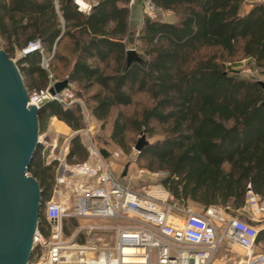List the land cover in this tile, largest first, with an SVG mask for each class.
I'll use <instances>...</instances> for the list:
<instances>
[{"label": "trees", "instance_id": "trees-1", "mask_svg": "<svg viewBox=\"0 0 264 264\" xmlns=\"http://www.w3.org/2000/svg\"><path fill=\"white\" fill-rule=\"evenodd\" d=\"M151 1L156 16L142 14L132 23L130 8H142L143 0L131 5L130 0H96L87 12L73 0H0V39L10 57L39 41V48L16 60L28 91L70 75L74 98L102 124L93 139L103 158L110 156L106 145L112 142L129 153L131 136L143 132L157 138L135 162L164 171L161 183L173 200L235 209L249 189L264 201V92L258 80L240 74L238 63L245 58L264 67V2H251L245 10L243 0ZM159 9L172 11L174 20L163 21ZM136 40L142 61L126 65V50ZM52 117L73 130L85 126L77 102L46 100L38 109L44 141L28 173L39 183L43 207L58 166L56 160L46 162ZM86 159L76 134L65 160ZM78 219H63L67 235ZM38 230L49 237L45 207ZM77 240L85 236L78 234ZM261 242L264 229L256 237V244ZM37 254L34 247L30 262Z\"/></svg>", "mask_w": 264, "mask_h": 264}, {"label": "built area", "instance_id": "built-area-1", "mask_svg": "<svg viewBox=\"0 0 264 264\" xmlns=\"http://www.w3.org/2000/svg\"><path fill=\"white\" fill-rule=\"evenodd\" d=\"M81 1L73 0L78 10L89 11L91 3ZM142 8L147 16H156L157 9L151 0H143ZM39 47L38 40L31 41L21 54ZM42 64L46 67L47 60ZM54 82L28 91V103L38 108L46 100L66 106L73 102L82 104L74 98L69 84L60 92L51 93L49 89ZM82 131L71 130L58 149L56 134L46 155L47 163L56 160L58 166L53 195L45 205L49 237L45 239L38 229L34 236V247L40 244L45 248L37 264H214L219 255L218 264H264V253L254 251L257 227L218 206L210 205L196 212L177 202H168L166 191L160 190L154 195L121 183L114 166L122 150L114 149L109 157L103 158L89 130L83 143L87 159L68 164L65 157L69 139ZM43 139L44 134H40L39 142ZM59 184L66 185V194L58 188ZM245 202V211L250 214L264 213V201L249 189ZM65 217H102L122 222L80 225L69 236H64ZM97 231H111L112 239L105 242L102 238L94 240L88 236ZM80 232L87 235L84 241L77 240ZM230 244L238 245L242 252L233 251Z\"/></svg>", "mask_w": 264, "mask_h": 264}, {"label": "water", "instance_id": "water-1", "mask_svg": "<svg viewBox=\"0 0 264 264\" xmlns=\"http://www.w3.org/2000/svg\"><path fill=\"white\" fill-rule=\"evenodd\" d=\"M131 61H142L134 48L126 50V65ZM69 79L55 81L49 91L60 92ZM258 82L264 92V81ZM28 101L16 61L0 46V264L30 263L42 206L39 183L28 173L39 143V108ZM148 143L141 132L134 148L139 152Z\"/></svg>", "mask_w": 264, "mask_h": 264}, {"label": "rangeland", "instance_id": "rangeland-1", "mask_svg": "<svg viewBox=\"0 0 264 264\" xmlns=\"http://www.w3.org/2000/svg\"><path fill=\"white\" fill-rule=\"evenodd\" d=\"M85 1H87V0H85ZM243 1L246 4H249V2H251V1L256 2L257 0H243ZM142 14H145L143 8H141L139 16L142 17ZM139 29H140V26H137L136 30L134 32L135 37H137V35L139 34L138 33ZM138 45H139V42L136 40L135 43H132V45H129V48H134L135 50L138 51V49H137ZM0 46L2 48H3V46H5L4 41L1 39H0ZM20 55H21V51H14V55H12L11 58L16 61ZM44 60H47V64H48V58H45ZM238 63L240 64L239 70H240L241 75L246 76V77H252L256 80L264 81V67L255 68L252 65L253 63H249L248 60L245 58L239 60ZM69 87H70V83H69ZM73 87H74V84H73ZM78 100H80V99H78ZM79 106L81 107L82 113L85 114V116H86V118H85L83 115V120H84L85 126L82 128L83 131L79 133L80 137H82L84 139L83 141H85L86 132L89 130V132L92 134L93 138L95 137V139H96L97 138L96 135H97V132L99 131V129L100 130L103 129L101 122L95 121L92 118L91 119L88 118V116H87L88 114L86 113L83 104H79ZM54 121H55L54 117H52L49 121L48 129H47V133L49 135L48 143H50L49 149H50L51 144L53 143V141L55 139L56 134H57V139H56L57 146H56V148L58 149V147L65 141V139L68 138V134L70 133V131L73 130L71 128H68V129H65L63 132L58 131V130L53 131V127H54L53 122ZM40 134L41 133L39 132V135ZM139 136H140V133H138L137 135L131 136L132 140H131V148H130L129 153H125L122 148L113 144V142L106 145V148L109 149L110 151L114 150L115 148H120L124 153L121 156V159L119 160L118 167L114 166L115 174L117 175L118 180L130 188H133V189L141 191V192L147 191V192H150L154 195H158L160 190H162V192L166 191L168 193V197H167L168 202H177L178 204L183 205L184 207H189L193 211H196V212L201 211V206L195 202L190 201V200L187 201L185 204L179 203L178 201L173 200L170 193L166 190V188L161 183V179L165 176L164 171H159V170L151 171L145 167H141L138 164H136L135 159H136L137 153L134 151L133 147H134V144H135V142ZM155 138H157V137H153V138L147 137L149 142L153 141ZM43 141H44V139H43ZM49 149H48V152H49ZM127 161H130V164H129L128 169H127V173L125 176H121V173H122L124 166L127 163ZM141 169H145L147 171L141 172L140 171ZM58 188L61 189L63 194H66L65 192H66L67 188H66L65 184H61V185L59 184ZM52 195H53V191H52ZM69 203H70V205H72L71 201H69ZM44 207L41 206L40 213L42 211H44ZM232 214L238 216L239 218H241L242 220H244L250 224H253L259 230L264 229V213L252 215L249 212L244 210V211H240V213H232ZM78 222H79L78 226H80V225H85V224H93V225L120 224L122 221H120L118 219H110V218H102V217H96V218L95 217L94 218L93 217H79ZM74 230L75 229H73L71 231V233ZM63 234H64V236H69L64 231H63ZM79 234L84 235L85 238L87 236L84 232H80ZM111 235H112L111 231H97V232H91L88 234V236L91 237V239L99 240L98 238H102L101 240H103L105 242L110 241L112 239ZM45 239H47V238L45 237ZM229 246H231L233 251H235L237 253L242 252L241 247H239L236 244H230ZM35 247L38 248V254H37L36 261L34 259L29 264H37L38 259L40 258V256L45 251V248L40 246V244L38 246H35ZM254 251L264 253V244L262 242L260 244H256L254 247ZM219 259H220V255L218 257H216V259L214 260V264H218Z\"/></svg>", "mask_w": 264, "mask_h": 264}, {"label": "crops", "instance_id": "crops-1", "mask_svg": "<svg viewBox=\"0 0 264 264\" xmlns=\"http://www.w3.org/2000/svg\"><path fill=\"white\" fill-rule=\"evenodd\" d=\"M85 2H88V3H93V2H96V0H87V1H85ZM252 2V1H251ZM251 2H249V3H251ZM130 4V3H129ZM132 4V3H131ZM130 4V5H131ZM249 8V4H244V9L245 10H247ZM160 10V9H159ZM140 11H141V7H139V6H132L131 8H130V14H129V20H130V22H135V20L139 17V15H140ZM159 12H161V15L163 16V18H162V20L163 21H173L174 19H173V13H172V11H159ZM88 116V118H92V119H94L95 121H98V120H96L93 116H91V115H87ZM54 122H53V124H54V127H53V131L54 130H58V131H61V132H63L65 129H68L69 127L66 125V124H64V123H62V122H60L56 117H54ZM65 128V129H64ZM91 134V133H90ZM92 135V134H91ZM81 140H82V142L84 143V139L81 137ZM115 149H120V148H115ZM123 152V151H122ZM124 154V153H123ZM122 154V155H123ZM121 159V157L120 158H118L117 160H116V163H115V166L116 167H118V165H119V160ZM127 164V163H126ZM129 166V165H128ZM128 169V168H127ZM114 171H115V168H114ZM259 196V195H258ZM259 198H260V196H259ZM261 199V198H260ZM262 200V199H261ZM214 206H216V205H214ZM218 207H221V208H224L225 210L226 209H228V213H230V214H232V213H240V211H244L246 208H247V205H246V202L244 201V204L242 205V206H240V207H238V208H235V209H232V208H230V207H223V206H220V205H218ZM201 209H203L202 207H201Z\"/></svg>", "mask_w": 264, "mask_h": 264}, {"label": "bare ground", "instance_id": "bare-ground-1", "mask_svg": "<svg viewBox=\"0 0 264 264\" xmlns=\"http://www.w3.org/2000/svg\"><path fill=\"white\" fill-rule=\"evenodd\" d=\"M81 3L84 4V1L82 0ZM64 129H65V128H64Z\"/></svg>", "mask_w": 264, "mask_h": 264}]
</instances>
